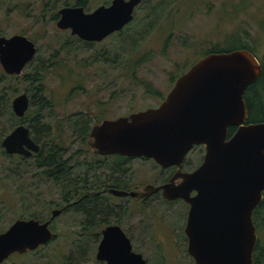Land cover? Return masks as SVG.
I'll list each match as a JSON object with an SVG mask.
<instances>
[{"label": "rangeland", "instance_id": "obj_1", "mask_svg": "<svg viewBox=\"0 0 264 264\" xmlns=\"http://www.w3.org/2000/svg\"><path fill=\"white\" fill-rule=\"evenodd\" d=\"M46 1L0 0V35L10 37L24 32V36L34 40L36 46L34 58L21 75H6L0 67V143L14 127L22 124L43 145V154L54 152L61 145L66 149L65 159L74 155L76 150L85 151L86 144H81L68 131L77 114L89 116L92 125L95 119L112 120L158 106L176 78L216 43L222 49L224 35L236 27L249 33L250 45L259 64L264 61V0H245L248 5L245 14L227 28L224 12L238 0H141L128 27L92 45L77 41L68 30L57 29L56 21L50 20L52 14L63 5H73L74 0H58L53 10L44 9ZM108 1L86 0L87 10L92 11ZM150 7L156 9L153 15H160L157 24H152L150 17H147V13H151ZM41 15L44 16L43 21ZM34 73L44 76V98L52 102L51 110L43 114L37 108L41 95L36 94V85L21 80L27 75L31 78ZM73 88H76L74 94ZM11 90L17 92L13 95ZM23 93L32 104L24 118L18 119L11 110V102ZM262 100L264 103V95ZM39 116L44 120L33 122ZM45 124L51 132L43 136L42 126ZM63 133L65 141L59 140L57 144L52 140V137ZM201 150V147H196L189 153L191 162L187 169L198 165ZM36 157L25 162L8 158L2 155L0 146V231L6 230L17 219L37 216L46 220L52 209L65 204L62 200L65 192L44 177ZM74 158L76 160L71 165L78 162L80 166L74 170L73 178L78 182L71 190L81 192L78 191L82 186L80 178L87 180L90 184L87 187L91 191L95 184L100 186L106 183L104 175L109 173L110 165L103 168H96L95 165V161H102V158L93 157L90 152ZM20 162L21 165L16 167V163ZM128 167L130 180L136 178L140 181L135 182L137 184L160 183L167 174L166 171L161 175L156 164L144 159H134ZM100 199H110V196L101 194ZM78 200L72 198L70 203H77ZM102 201H99L97 217L94 216L92 198L90 204L80 202L69 207L50 225L57 234L55 241L32 253L11 257L3 264H103L95 259L98 235L105 224L116 222V218L105 216ZM84 213L90 214L87 220ZM181 213L182 210H176L173 218H181ZM85 221L95 225L88 236L89 250L84 252L79 248V251L72 253L71 241L85 242V233L81 231ZM149 222H152L151 217ZM162 234L153 240L145 236L147 247L143 254L147 264H192L184 250L178 253L169 246L170 238ZM258 244L264 248V230L259 234ZM81 247L83 249L84 244ZM69 255L70 262L65 260Z\"/></svg>", "mask_w": 264, "mask_h": 264}, {"label": "water", "instance_id": "obj_2", "mask_svg": "<svg viewBox=\"0 0 264 264\" xmlns=\"http://www.w3.org/2000/svg\"><path fill=\"white\" fill-rule=\"evenodd\" d=\"M141 0H113L92 13L66 7L58 11L57 29L85 42H101L133 21ZM36 54L33 41L23 35H0V66L6 75L19 76ZM261 65L248 50L208 54L180 75L157 108L126 117L103 120L90 130L87 145L100 156L145 158L161 168H181L195 146L204 148L202 164L181 174L179 184L149 187L167 200L189 205L184 228L187 255L194 264H252L256 243L251 214L264 191V121L245 124L243 94L261 74ZM29 108L26 94L11 102L15 117ZM235 132L229 135V129ZM1 147L8 155L30 156L39 146L20 125L6 135ZM114 196L126 192L110 190ZM191 192L196 195L189 197ZM128 195L135 196V193ZM62 210L46 221L17 219L0 233V264L14 254L24 255L57 238L50 230ZM95 259L105 264H146L131 252L128 239L117 226L101 231Z\"/></svg>", "mask_w": 264, "mask_h": 264}, {"label": "flooded vegetation", "instance_id": "obj_3", "mask_svg": "<svg viewBox=\"0 0 264 264\" xmlns=\"http://www.w3.org/2000/svg\"><path fill=\"white\" fill-rule=\"evenodd\" d=\"M112 1L113 0H109L108 2L102 4L99 7H108V6H110ZM125 1H127V0H125ZM86 4H87L86 0H74L73 5L72 4L71 5L70 4L63 5L62 8L78 7V8H82L84 13H92L97 8H99V7H97L92 11H88ZM62 8H60L56 11L58 18H59L58 11L61 10ZM136 8L134 9L133 15H135ZM133 20H134V18H133ZM128 25L125 26L120 32H122L126 27H128ZM120 32H117V33H120ZM117 33H114V34H117ZM114 34H111V35H114ZM79 41L86 43V44H90V45H92L93 43H99V42H85L82 40H79ZM261 69H262V67H261ZM252 85H256V86L254 88H251V90H249V87ZM250 86L247 88L248 91L246 92L245 96L243 94V97H244L243 100L245 103V108H246V113H247V119L245 121L246 125L247 124H258V123H250L249 117H251V116H257V117L259 116L260 117L263 114V112L261 110L257 109V106L254 103L255 101L253 102L255 97H257V95H258L259 89L264 90V77H263L262 71H261V74L259 75V77ZM168 93H169V91H168ZM167 94L164 97H162L159 105L163 102V100L165 99ZM155 95H157V94H155ZM157 96H159V95H157ZM158 106L152 107V108H157ZM26 114H27V112L25 113V115ZM123 117H126V116H123ZM22 118H18V119H22ZM263 121H264V119L259 123H262ZM20 125H22V124H18L16 127H18ZM16 127H14V128H16ZM26 128L29 130L28 127H26ZM235 130H234V132H235ZM29 133H30V137L33 139V141L39 146L38 153H32L30 156H24V155H20V154L8 155L5 153L4 149L1 147L2 155L6 156L8 158H15V159H17L19 161H23V162L32 159L33 156L37 155V157H38L40 152H43L44 147H43V145H40L39 142L32 136V133L30 132V130H29ZM0 146H1V143H0ZM196 147L202 148L201 156L199 158V163L194 168L189 170L186 168V166L190 165V162H191V159L188 158V155H189V153L194 151V149ZM56 149H58L57 153H54V152H56L54 150L53 154H50V155H52L50 157H52V158L54 157V158H56L57 161H59V167L56 169H53L54 170L53 173L55 175H57L59 178H61L62 175L64 174V163H65L64 153H65V150L62 148V146L61 147L59 146ZM91 153H93L92 155H96V157L103 159L102 161L101 160L95 161L96 168H103L104 166L108 167V165H110L109 173L104 175V177H105L104 182H106V183L103 185H100V186L97 184H95V187L93 186L92 201L94 204V212H95L94 216L97 217L98 209L100 206L99 201H102L100 199V195L105 194V195L110 196V199H106V200L102 201V203L105 206V210H104L106 213L105 216L116 218V222L107 223L100 230V233L98 235L99 241L101 240V231L105 227L117 226L123 232L124 236L128 239L130 246H131V252L141 255L147 264V261L144 258V254H143V252H145L146 247H147L145 236L148 237V239L150 238L151 240H153L154 237L155 238H158L157 236L161 237V235H163L162 233H164L171 240V242L169 243V246L172 247L174 250H176L178 253H181V251L184 250V253L186 254L187 258L191 261L192 264H194L193 260L187 255V251H186L187 250V238L184 234V228L186 226V221H187V216H188V211H189V205L181 199H176V200H172V201L164 199L162 196L161 190H158V191H155L152 193H146V196H144V197L141 196V194H145V190L148 189L149 187L159 188L164 184L170 183L171 181L175 185L179 184L181 179L177 178V179L173 180V178L175 176L180 177L181 174L191 173L194 170H196L203 162L204 153H205L204 148L202 146L193 147L185 156V159L181 165V168H177V167L161 168L154 161H152L150 159H145V158L123 157V158L118 159L115 157L116 155L100 156L92 149H91ZM119 157H121V156H119ZM134 159H138V160L144 159V160H149V161L153 162L154 164H156L160 168V171H161L160 174L161 175H163V173H165L167 171L166 178L164 180H162L160 183H146V182L141 183V184L135 183V182H140V181L136 180V178L133 180H130L131 179L130 169L128 167L129 162L134 160ZM18 164L21 165V162L16 163V167H18ZM114 164L116 165V168H115ZM46 170L50 171L52 169L47 168ZM138 177H140V176H138ZM110 190H117V191H121V192H126L127 196H124V197L114 196L113 194H110V192H109ZM129 193H135L136 195L131 196V195H128ZM195 195H196L195 192H191L189 194V197H193ZM113 200L114 201L118 200L120 202L114 203ZM79 202H80V199H79ZM68 206H69V204L65 203L62 207L52 209L50 211L49 217L46 220H48L50 218L51 212L53 210H55V209L62 210L61 213H63L64 210L68 208ZM176 210H182V213H181L182 216L179 219L173 218L174 212ZM168 215H169V217H168ZM150 217L152 218V222H149ZM251 219H252L253 226L255 227V234H256V238H257L255 246H254L253 254H252V258H253L255 251H256V248H257V244H258L259 234L264 230V191L262 192V199H261L260 203L252 211ZM54 220L52 221V223L54 222ZM6 230L0 231V233H3ZM50 230L52 232H54L51 228H50ZM173 235H174V237H173ZM96 237H97V235H96ZM176 241H179V242H178L177 246H174ZM98 244H99V242H98ZM97 247H98V245H97ZM258 247H259L258 251H260V259H261V263H262L264 261V248H261L260 246H258ZM96 251H97V248H96ZM103 264H105V263H103ZM252 264H253V260H252Z\"/></svg>", "mask_w": 264, "mask_h": 264}, {"label": "trees", "instance_id": "obj_4", "mask_svg": "<svg viewBox=\"0 0 264 264\" xmlns=\"http://www.w3.org/2000/svg\"><path fill=\"white\" fill-rule=\"evenodd\" d=\"M57 2H59V1L58 0H47L45 2V4H44V9L48 8V9H52L53 10L55 8ZM247 6L248 5L246 4L245 0H242V1L238 0L237 3H233L232 5H230L229 9H227L224 12V16H225V19H226L225 20V28H227L229 25H232L238 19V17L240 15L245 14V12H246V10L248 8ZM163 7H165L164 4H163ZM150 10H151V13H147V17L148 18L150 17V21H151L152 24H157V20L160 18V15L158 13H157V15H153L152 14V13H154V11H156V9H153L152 7H150ZM162 12H163V10H161V15H162ZM41 18H42V21H43L44 20V16L41 15ZM57 19H58V16H57L56 13H54V14H52L50 16V20L51 21H56ZM21 35L24 36L25 33L22 32ZM26 37L28 38L29 36H26ZM250 38L251 37H250L248 32H246L245 30H242L241 27H236L235 29H232L230 31V33L227 32L226 35H224V41H223L224 47L222 49L219 47V44L216 43V45L210 51H208L205 55H203V57L208 55V54H211V53H227V52H232V51H235V50H242V49L248 50L250 53H252L255 56L254 48L251 47V45H250V42H251ZM75 39L77 41H79L77 38H75ZM33 42H34V40H33ZM84 44L85 45H90V44H86V43H84ZM260 65L262 67V72H263V77H264V61H262ZM16 78L19 80V77H16ZM21 80L32 82L33 84L36 85L35 92H36V94L41 95V99H40V102L38 104L39 107H37L38 111H42L41 114H43L45 111H50L51 108H52V106H51L52 102L50 101V99L44 98V94H46V88H45V85L43 84L44 76L42 74L38 75L37 73H34L31 78H29L28 75H27L25 78H21ZM255 86L256 85L250 86L249 90H251V88H254ZM144 87L147 88V85L144 84ZM73 91H76V88H73L72 94H74ZM247 91H248V89L245 91L244 96H245ZM11 92L14 95L17 91L16 90H14V91L11 90ZM263 95H264V90H260L259 89L257 97H255V99L253 100V102L255 101L254 103L256 104L257 109L261 110L263 112V114L260 117L258 116L259 118L257 116L249 117L250 123H259V122H261L264 119V103H263V100H262ZM243 99H244V97H243ZM30 104H32L31 101H29V106H30ZM28 110H29V108H28ZM28 110H27V112H28ZM38 120H44V119H43V117L39 116V118L34 119L33 122H38ZM90 120L91 119H90L89 116H82L81 114L80 115L77 114V116H76V118L74 120V124H72V126L68 129V131L76 138V140H79L81 142V144H86V150L85 151L76 150L74 152V155L68 156L67 159H65L64 174L62 175L61 178H59L57 175H55L53 173V171H54L53 169H56V168L59 167V161H57L56 158H54V157L53 158L50 157V156H52L50 154H53L52 151H47L46 154H43V152H40L38 157H36L39 160L37 162L38 168L41 169L42 174L44 175V177L47 180L51 181L53 184L60 186L61 191L65 192L64 195L62 196V200L66 204H69L70 200L72 198H75V197L80 199L81 203L90 204V200L92 198L91 188L87 187L90 184L87 182V180L85 178H80L79 177L80 181H82V186L80 187V190H78L79 188L77 190L81 191V192H77L76 190H71L70 189L71 187H73V185H75L74 184L75 182H78L77 180H75L73 178V173H74L75 168L80 166V163L75 162L74 164L71 165L72 161L76 160V158H74V157L77 156V158H78L79 155H81V154H83L85 152H88V153L90 152L91 153V149L87 145V139L89 137L90 130H91V128L93 126L97 125L98 123H100V122H102L103 120H106V119H95V121L92 123V125H91ZM30 127L32 129L34 128V127H32V125H30ZM42 128H43V130H42L43 131V133H42L43 136L45 134H50L51 129H49L48 125L45 124V125L42 126ZM33 130H35V129H33ZM234 130H235V128H230L229 129V135L233 134ZM52 140L53 141H57V144H59V140H61V142H63L66 139H64V133H63L61 135H58L56 138L52 137ZM64 150L66 151V149H64ZM55 151L56 152H54V153H57L58 149H56ZM91 154H93V153H91ZM93 157H96V155H93ZM115 157L118 158V159L123 158V157H119V156H115ZM47 168L48 169H52V170L47 171L46 170ZM89 168H90V166H89ZM80 202H79V200H78L77 203L76 202L75 203L72 202V203L69 204L68 208L69 207H74L75 204L77 205ZM68 208L65 209L64 212L67 211ZM82 209H83V206L80 207L81 211H82ZM84 214H85V217H86L85 220H87L89 218L90 214L89 213H87V214L84 213ZM30 218L37 219V220H40L42 222L45 221V220H42V219L38 218L37 216H31ZM94 226L95 225L93 223H91V222L88 223V221H85L82 224V230L81 231H82V234L85 233V235H84L85 242H83V241L81 242V241L76 240V239L71 241V247L70 248H71V252L72 253H74L76 251H79V248H80V250H82L84 252H86V250H89V247L87 246V241L89 239L88 236H90V234L92 233V227H94ZM93 236L96 237V235H94V234H93ZM53 241H55V240H53ZM53 241H51L50 243H52ZM49 244H47V245H49ZM83 244H84V248L82 249L81 245H83ZM47 245L42 246L40 248H44ZM258 246H259V244H257V248H256V251H255V254H254L253 258H252L253 264H261L260 251H258V249H259ZM28 253H32V252H28ZM28 253H26V254H28ZM26 254H24V255H26ZM21 256H23V255L14 254L11 257H21ZM70 257H71V255H69V257H66L65 260L70 262ZM62 264H68V263L63 262Z\"/></svg>", "mask_w": 264, "mask_h": 264}]
</instances>
